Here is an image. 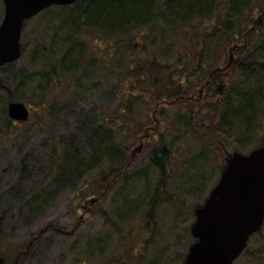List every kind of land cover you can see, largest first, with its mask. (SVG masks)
Instances as JSON below:
<instances>
[{
  "label": "rangeland",
  "instance_id": "374dc122",
  "mask_svg": "<svg viewBox=\"0 0 264 264\" xmlns=\"http://www.w3.org/2000/svg\"><path fill=\"white\" fill-rule=\"evenodd\" d=\"M49 12L27 21L21 33L25 49L12 70H23L30 79L21 86L7 83L12 100L0 91V256L5 264H183L194 242L190 232L194 210L219 180L227 155L247 154L260 141V134H255L239 143L209 128L216 100L212 97L207 102L208 112V83L199 82L212 70H223L231 54L232 65L221 70V76L236 96L242 76L235 71V63L253 54L258 34L264 35L263 1L257 0L245 14L242 35L252 31V40L248 41L251 35L218 46L215 40L200 44L202 33L192 38L201 28H213L214 21L191 24L186 36L183 31L164 35L161 29L143 27L108 38L96 31L77 36L73 24H63L55 11ZM2 16L0 0V22ZM137 38L141 45H136ZM64 40L74 43L56 50ZM73 46L78 54L70 58L81 57L85 62L59 69L62 55ZM199 50L204 54V67L201 74L189 77L192 70L183 61ZM45 55L51 59L43 60ZM152 60L175 65L174 78L185 77L190 82L183 85L180 101L175 97L163 100L166 92L174 93L168 87L163 90L166 82L159 87L147 82L146 86L144 81L135 84L123 77L134 63L144 66ZM53 67L55 79L51 78ZM12 70L0 77L8 80ZM47 79L51 80L49 88L44 87ZM141 90L147 93L132 102V111L119 107L123 99L131 100L130 95L138 96ZM152 91L160 97L156 103ZM11 101L31 109L28 122L2 124L1 110ZM88 114L107 125L103 130L112 132L109 153L113 157L103 148L98 166L74 188L69 186L49 199L40 192L53 186L63 150L75 137L80 117ZM140 144V151L132 157ZM156 147L165 148L162 172L152 162ZM79 148L81 154L88 153L84 144ZM83 159L87 165L88 158ZM37 195V211L32 216L25 208L21 212L26 200ZM45 197L48 200L43 204ZM36 237L38 241L33 242ZM233 264H264V224Z\"/></svg>",
  "mask_w": 264,
  "mask_h": 264
},
{
  "label": "trees",
  "instance_id": "16d2710c",
  "mask_svg": "<svg viewBox=\"0 0 264 264\" xmlns=\"http://www.w3.org/2000/svg\"><path fill=\"white\" fill-rule=\"evenodd\" d=\"M262 1L264 3V0ZM215 2L216 4H214ZM256 2L257 0H76L69 6H54L46 9L44 12L47 13L53 10L55 11L54 13H56V18H61L60 20L63 24H73L72 30L77 36H80L82 33L85 34V32L88 31H96L98 34H104L105 37L108 38L137 32V29L143 27L151 30L156 28L158 30L161 29L160 33L164 35L169 32L177 33L178 31H183V35L186 36L187 30L191 27V24L197 23L201 25L204 22L214 21L213 28H209V26L207 30H202L201 28L197 30L195 34H192L194 35L192 38L197 39L199 33H202L200 44L203 42V45H205L215 40L216 46H218L222 42H236L238 38L240 40L248 39L249 36L253 34L251 31V34L242 35L246 22L245 14ZM171 19H173V22ZM260 34H258V43H253L252 46V50L255 52L253 54L251 53L249 57L245 56L243 61L239 59L235 63V71H239L240 76H242L235 97L229 92L225 77L221 76V72L228 66L223 68V70H212L208 73V78L204 76V80L199 82L200 84L204 81L208 83L206 86L209 90L205 95V102L207 104L205 109H207L208 112L211 111L209 110L210 106L207 102L210 101L212 97L216 100L214 102L215 116L212 119L213 126L209 128L215 130L214 132L220 136L227 138L234 137L235 141L239 143L251 139L255 134H260L262 136L259 135L258 138L260 141L258 140L259 142L255 144L253 147L254 149L264 144V106H262L261 103L264 101V94L262 92V87H264V35ZM252 37L253 35L248 41L252 40ZM137 40L138 38L136 41ZM140 42L137 41L136 45H141ZM73 43V40H64L63 45L56 50H60ZM74 48L75 46L70 49L68 48L69 51L66 52L65 55H62L59 69L70 68L69 65L76 67L77 65L79 66L80 63L85 62L84 58L81 57L74 60L70 58L72 54H78V51L76 52V48ZM122 48L124 49V46H122ZM24 49V46L21 45L22 54ZM117 50L121 53L120 49L117 48ZM193 55L194 54H188L187 58L190 59L183 61L192 70V74H190L189 77L196 73L201 74V69L204 67L201 66L203 62L201 57L203 58L204 54L199 50L194 57ZM44 59L49 61L51 56L45 55L43 60ZM141 65L142 64L136 62L134 65L128 67L127 70H125V75H123L125 80L128 79L135 82V84H137V82L140 83V81H144L145 84L151 82V85L158 87L166 82L167 84L163 86V90L168 87L173 89L174 93L166 92L163 100L175 97L176 102L180 101L184 94L183 85L185 84L186 86L190 84V82L188 80L186 81L185 77H181L180 79L174 78L172 69L175 68V65L168 66L167 64L158 63L157 60L147 62L144 66ZM13 67L14 63H10L0 68V75L7 70H12ZM177 69L179 68L177 67ZM53 71L56 72L55 67L51 70V78L55 79ZM217 71L219 73L216 74ZM28 77L29 76L24 74L23 70H12L8 74V80H4L0 77L1 93L3 92L5 97L10 100L12 96L7 85L12 83H16L18 86L24 85L25 82H28L30 79ZM50 82L51 80L47 79L44 83V87L49 88ZM146 86L148 85L146 84ZM133 88H135V85L132 86V89ZM261 92L263 94H261L262 99H258L257 95ZM146 93V91L144 92L141 90L138 96L129 94L132 99H123L119 107L124 110L132 111V102L136 99H142L140 97ZM150 95L155 103L156 100L160 98L158 92L152 91ZM186 101L190 102L189 99ZM1 112L4 115L1 121L4 126L14 124L7 115V106L3 107ZM90 115L92 114L80 117L81 120L79 121L81 123L79 128H77L75 137L67 146V149L63 150L62 162L61 165L57 167L59 169L58 172L56 170L57 175L53 180V186L47 191L40 192L46 193L49 199H54L55 195L61 193L69 186L74 188L77 181L98 166L100 162L99 152H101L103 148L107 150V153L112 150V132L106 129L103 130L107 125L103 121L101 123L95 121L94 117ZM190 116L192 117V114ZM125 119L127 120V118ZM203 128L207 129V127ZM80 142H82V147L84 144L83 149H86L88 152L87 154H81L78 150ZM157 148L158 147L152 151V162L156 167L160 168L162 172V161L165 156V148ZM109 156L113 157L111 153H109ZM229 156L230 155H227V157ZM84 157L88 158L87 165H84ZM38 200V195L30 200H26L21 212L25 208L32 216V214L37 211ZM47 200L48 199L45 197L43 204ZM43 204L41 203V209L43 208ZM38 239L39 237L34 238L33 242H37ZM262 254L263 251L260 253V256H256L258 260L261 258Z\"/></svg>",
  "mask_w": 264,
  "mask_h": 264
},
{
  "label": "water",
  "instance_id": "95a60500",
  "mask_svg": "<svg viewBox=\"0 0 264 264\" xmlns=\"http://www.w3.org/2000/svg\"><path fill=\"white\" fill-rule=\"evenodd\" d=\"M75 1L2 0L0 68L21 57L25 21L51 6H69ZM231 62L230 54L227 66ZM7 115L24 123L30 109L23 102H9ZM140 149L141 144L132 157ZM194 215L190 232L195 241L188 247L183 264H233L264 221V144L247 154L233 152L226 159L219 180ZM0 264H5L1 256Z\"/></svg>",
  "mask_w": 264,
  "mask_h": 264
},
{
  "label": "bare ground",
  "instance_id": "6f19581e",
  "mask_svg": "<svg viewBox=\"0 0 264 264\" xmlns=\"http://www.w3.org/2000/svg\"><path fill=\"white\" fill-rule=\"evenodd\" d=\"M263 224H264V221H263ZM263 224H262L261 228L263 227ZM261 228L257 232H255V234H257L258 232H260ZM58 231H60V230H58Z\"/></svg>",
  "mask_w": 264,
  "mask_h": 264
},
{
  "label": "flooded vegetation",
  "instance_id": "af4514ba",
  "mask_svg": "<svg viewBox=\"0 0 264 264\" xmlns=\"http://www.w3.org/2000/svg\"><path fill=\"white\" fill-rule=\"evenodd\" d=\"M83 207H84V206H83ZM84 208H85V207H84ZM57 232H59V231H57ZM62 233H63V232H62ZM245 252H246V250L244 251V253H245ZM244 253H243V254H244ZM243 254H242V255H243Z\"/></svg>",
  "mask_w": 264,
  "mask_h": 264
}]
</instances>
